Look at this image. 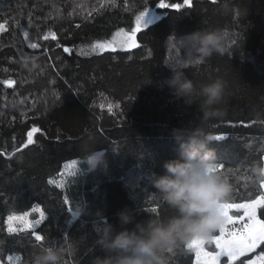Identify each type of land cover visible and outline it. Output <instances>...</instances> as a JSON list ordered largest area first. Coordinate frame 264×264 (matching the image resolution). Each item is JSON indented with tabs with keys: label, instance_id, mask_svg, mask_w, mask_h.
I'll list each match as a JSON object with an SVG mask.
<instances>
[{
	"label": "trees",
	"instance_id": "1",
	"mask_svg": "<svg viewBox=\"0 0 264 264\" xmlns=\"http://www.w3.org/2000/svg\"><path fill=\"white\" fill-rule=\"evenodd\" d=\"M159 2L0 0V23L6 29L0 32L3 264H31L44 247L75 240H81L80 251L75 257L67 252L65 264H91L101 253L97 241L104 226L120 228L117 213L122 209H131L136 220L174 215L152 183L153 174L164 171V161L179 155L173 128L199 126L207 136H224L211 145L217 165H224L220 171L232 184L230 202L250 201L262 191L264 178L257 169L264 166V0H230L227 11L225 0H193L191 7L179 10L159 8L164 16L138 32V47L95 53L97 42L120 29L132 30L136 16L158 8ZM200 28L227 33L223 53L201 57L194 50L185 37ZM171 65L181 67L197 88L216 78L225 82L223 99L210 115L204 117L202 98L189 105L169 88ZM6 80L15 83L9 86ZM33 127L40 131L25 147ZM95 148L106 150V169H91L84 159ZM74 160L79 169L57 181ZM35 205L47 218L36 230L10 235L8 216ZM258 215L264 219V209ZM262 250L241 259L246 264ZM168 255L170 264L195 260L185 245ZM10 256L18 260L12 262ZM221 264L227 261L223 258Z\"/></svg>",
	"mask_w": 264,
	"mask_h": 264
},
{
	"label": "clouds",
	"instance_id": "2",
	"mask_svg": "<svg viewBox=\"0 0 264 264\" xmlns=\"http://www.w3.org/2000/svg\"><path fill=\"white\" fill-rule=\"evenodd\" d=\"M229 3L225 0L226 11ZM185 39L201 57H208L224 52L227 33L200 28ZM172 69L169 88L189 105L202 98L199 106L204 117L210 115L223 99L225 82L216 78L197 88L181 67ZM172 134L180 143L179 155L164 161V171L154 173L152 183L175 214L166 219L136 220L131 209H122L117 213L120 228L112 223L104 226L97 241L101 253L92 257L91 264H170L168 254L174 249L196 238H211L224 223L223 205L232 198V184L228 175L218 170L210 136L199 126L173 128ZM84 159L91 169L108 167L106 150L95 148ZM257 175L264 178V166L257 169ZM80 246L81 240L67 246H46L33 256L31 264H65L66 253L75 257Z\"/></svg>",
	"mask_w": 264,
	"mask_h": 264
},
{
	"label": "snow or ice",
	"instance_id": "3",
	"mask_svg": "<svg viewBox=\"0 0 264 264\" xmlns=\"http://www.w3.org/2000/svg\"><path fill=\"white\" fill-rule=\"evenodd\" d=\"M192 4L193 0H183V4H168L165 3V0H160L157 7L179 10L185 6L191 7ZM148 13L149 10L146 8L145 11L136 16V27L130 34L120 30L111 41L103 43L97 42L95 47L101 50H111L113 52L116 51L117 47L124 50L138 47L136 33L141 30L142 26L147 28L146 16ZM5 30V25L0 23V32ZM51 35L53 39H55V33H51ZM24 36L27 38L28 33L25 32ZM45 39H47V37H45ZM30 47L35 49L38 48L39 45L31 44ZM63 50L66 53H71L72 51L68 47H65ZM4 83L11 86L15 81L6 80ZM111 110L112 105H109V111ZM241 123H243V121H241ZM39 131L40 129L33 127L31 131L28 132L27 144L24 145L25 147L34 143L33 134ZM210 138L216 141L224 140L223 135ZM223 168V164L218 165V170ZM229 171H231V169ZM52 182L53 181H49V183ZM58 186L63 187L64 185L60 184ZM259 186L262 191L255 199L241 203H234L229 200L223 205V214L225 216L224 223L211 238H196L186 245L187 249L192 251L195 255V264H221L222 258L227 261V264H236L237 261H239V264H245V260L241 258H245L249 253H254L257 249L264 247V219H261L258 215V210L264 209V179H261ZM64 203L69 205V210H72L68 197L64 198ZM34 210L40 212V219L31 222L33 230L36 225L41 224L43 220L47 218L43 209L37 208ZM153 211H156V209H153ZM7 223L10 235L18 230L12 226L13 223H18L25 227L29 226L27 214L24 216L10 215ZM33 234H35V232H33ZM36 239L42 240L43 237L37 235ZM208 245H212L214 250L209 251L207 248ZM11 259L12 257H9V260ZM246 264H264V250L260 251L255 258L247 259Z\"/></svg>",
	"mask_w": 264,
	"mask_h": 264
},
{
	"label": "rangeland",
	"instance_id": "4",
	"mask_svg": "<svg viewBox=\"0 0 264 264\" xmlns=\"http://www.w3.org/2000/svg\"><path fill=\"white\" fill-rule=\"evenodd\" d=\"M148 10H149V13L147 14V16H146V22H147V27L149 26V25H151V24H153V23H155L156 21H158L159 19H161L163 16H164V14L162 13V11L159 9V7L158 8H147ZM145 11V10H144ZM140 14V13H139ZM138 14V15H139ZM136 27V21H135V25H134V28ZM133 28V29H134ZM145 27H141V30L142 29H144ZM132 29V30H133ZM120 30H123L125 33H131L132 32V30H126V29H120ZM120 30H118L117 32H119ZM116 32V33H117ZM116 33H114L113 34V36L110 38V39H108V40H105V41H102L101 43H103V42H107V41H111L112 39H113V37L115 36V34ZM137 34H138V32L136 33V42H137V44L139 45V42H138V39H137ZM50 36H52V35H50ZM93 49H95L94 51H96L95 53H97V52H103V51H108V50H101V49H99V48H96V47H94ZM131 49H133V48H131ZM116 50H124V49H120L119 47H117V49ZM127 50H129V49H127ZM73 162H75V163H73ZM79 169V161H77V160H74V161H71V162H69V163H67L66 164V166L64 167V169H63V172H62V174L60 175V178L57 180V181H61V182H63V181H65V179L67 178V176L68 175H70L71 173H73V172H75V171H77ZM241 203V202H240ZM42 209L41 207H40V205H35L30 211H28V212H25V213H12V214H10V215H12V216H24L25 214H27V220L29 221V226H27V227H25V226H23V225H20V224H18V223H13V227L14 228H16V229H18L17 231H19V230H23V229H32L33 230V228L31 227V222H34V221H36V220H39L40 219V212L38 211V210H34V209ZM75 213V214H74ZM73 213V215L75 216V217H77L78 216V213H76V212H74ZM234 214V213H233ZM9 215V216H10ZM46 215V214H45ZM8 216V217H9ZM7 220H8V218H7ZM7 225H8V223H7ZM40 225V224H39ZM39 225H36L35 226V228H34V230H36V228L39 226ZM16 231V232H17ZM37 235H39L37 232H35V236H37ZM40 236V235H39ZM209 251H211L210 249H208ZM10 257H12V259L10 260V261H12V262H16L17 260H18V257L17 256H10ZM255 258V257H254ZM223 259V258H222ZM222 261V260H221ZM0 264H3L2 263V261H0ZM193 264H195V260H194V263Z\"/></svg>",
	"mask_w": 264,
	"mask_h": 264
}]
</instances>
